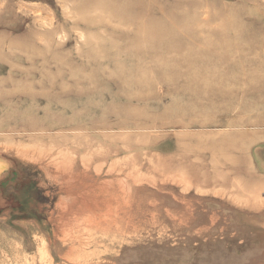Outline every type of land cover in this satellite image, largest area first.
<instances>
[{"label": "rangeland", "instance_id": "rangeland-1", "mask_svg": "<svg viewBox=\"0 0 264 264\" xmlns=\"http://www.w3.org/2000/svg\"><path fill=\"white\" fill-rule=\"evenodd\" d=\"M0 264H264V0H0Z\"/></svg>", "mask_w": 264, "mask_h": 264}, {"label": "bare ground", "instance_id": "bare-ground-1", "mask_svg": "<svg viewBox=\"0 0 264 264\" xmlns=\"http://www.w3.org/2000/svg\"><path fill=\"white\" fill-rule=\"evenodd\" d=\"M135 93H137V92H135Z\"/></svg>", "mask_w": 264, "mask_h": 264}]
</instances>
